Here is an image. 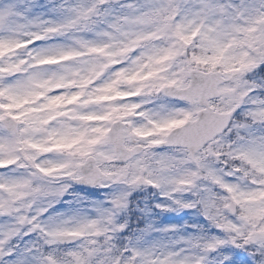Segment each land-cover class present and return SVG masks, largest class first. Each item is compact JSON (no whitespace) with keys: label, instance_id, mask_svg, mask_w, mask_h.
I'll return each mask as SVG.
<instances>
[{"label":"snow or ice","instance_id":"6c2138e0","mask_svg":"<svg viewBox=\"0 0 264 264\" xmlns=\"http://www.w3.org/2000/svg\"><path fill=\"white\" fill-rule=\"evenodd\" d=\"M0 264H264V0H0Z\"/></svg>","mask_w":264,"mask_h":264}]
</instances>
